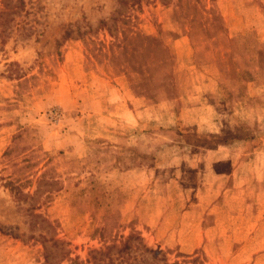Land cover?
Listing matches in <instances>:
<instances>
[{"label": "rangeland", "instance_id": "rangeland-1", "mask_svg": "<svg viewBox=\"0 0 264 264\" xmlns=\"http://www.w3.org/2000/svg\"><path fill=\"white\" fill-rule=\"evenodd\" d=\"M173 262L264 264V0H0V264Z\"/></svg>", "mask_w": 264, "mask_h": 264}, {"label": "trees", "instance_id": "trees-1", "mask_svg": "<svg viewBox=\"0 0 264 264\" xmlns=\"http://www.w3.org/2000/svg\"><path fill=\"white\" fill-rule=\"evenodd\" d=\"M20 2H23V0H20ZM22 136V132H18L17 134H15L13 136V139H17V138H20ZM226 141V140H225ZM16 146V143L13 144V146H9L6 150H5V154H7L10 150H12V148ZM132 153H133V156L131 157V159H137V162L136 164H146V166L148 167H153L156 163V158H157V151L156 150H149V151H146V150H143V151H140V150H137L136 148L132 150ZM45 172H41L39 177L41 178L42 176H44ZM17 179H10L8 181V184H9V187H10V190L14 193V194H23V195H26L24 192H22L21 190V184L20 183H17L16 182ZM28 181V180H27ZM25 183V182H24ZM24 183H22V185H24ZM99 183L97 182H94L93 183V188L96 187V185H98ZM90 203V201L88 202ZM91 203L93 205V209H98L100 206H101V201L98 199V198H94L93 200H91ZM92 210L91 211V215H92V218L94 219V213L95 211ZM108 216V210L105 209L104 210V213L102 214V217H107ZM105 229L106 227L104 226H99V227H96L95 228V232L98 231L99 233V236L100 237H104L105 235ZM138 237V239H141V237L139 235H136ZM129 244H128V240H125L123 242V246L124 247H127ZM192 261L195 262L196 261V257H193L192 258ZM170 264H175V262L173 263H170Z\"/></svg>", "mask_w": 264, "mask_h": 264}]
</instances>
